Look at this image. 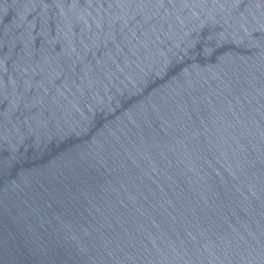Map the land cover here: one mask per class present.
I'll use <instances>...</instances> for the list:
<instances>
[{
	"label": "water",
	"instance_id": "obj_1",
	"mask_svg": "<svg viewBox=\"0 0 264 264\" xmlns=\"http://www.w3.org/2000/svg\"><path fill=\"white\" fill-rule=\"evenodd\" d=\"M0 264H264V0H0Z\"/></svg>",
	"mask_w": 264,
	"mask_h": 264
}]
</instances>
